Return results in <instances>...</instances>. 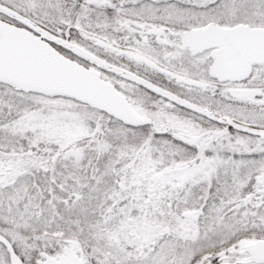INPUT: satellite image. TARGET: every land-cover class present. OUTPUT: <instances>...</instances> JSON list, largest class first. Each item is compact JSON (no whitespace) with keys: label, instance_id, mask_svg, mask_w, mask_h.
Masks as SVG:
<instances>
[{"label":"snow or ice","instance_id":"6c2138e0","mask_svg":"<svg viewBox=\"0 0 264 264\" xmlns=\"http://www.w3.org/2000/svg\"><path fill=\"white\" fill-rule=\"evenodd\" d=\"M0 264H264V0H0Z\"/></svg>","mask_w":264,"mask_h":264}]
</instances>
